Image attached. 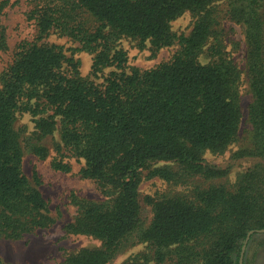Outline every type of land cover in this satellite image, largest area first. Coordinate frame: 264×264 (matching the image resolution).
<instances>
[{
    "label": "trees",
    "instance_id": "trees-1",
    "mask_svg": "<svg viewBox=\"0 0 264 264\" xmlns=\"http://www.w3.org/2000/svg\"><path fill=\"white\" fill-rule=\"evenodd\" d=\"M27 17L36 36L17 44L0 71V240L19 241L56 220L34 172H24L26 151L49 156L45 141L59 133L61 157L84 162L97 200L72 193L77 208L64 230L99 246L70 252L63 264H112L128 249L146 251L122 264H254L264 246V0H32ZM0 0V53L9 49ZM225 6V7H224ZM222 9L223 11H221ZM189 13V34L173 22ZM241 25L249 84V141L232 159L250 163L234 183V164L205 159L239 139L244 118L243 71L231 57L222 18ZM57 34L92 55L88 76ZM123 39L156 53L177 47L151 69L130 66ZM204 58L205 60H202ZM29 115L33 131L19 118ZM53 167L69 171L63 161ZM159 178L189 193L146 196L144 181ZM250 240L243 247L248 235ZM0 264H6L0 259Z\"/></svg>",
    "mask_w": 264,
    "mask_h": 264
},
{
    "label": "rangeland",
    "instance_id": "rangeland-1",
    "mask_svg": "<svg viewBox=\"0 0 264 264\" xmlns=\"http://www.w3.org/2000/svg\"><path fill=\"white\" fill-rule=\"evenodd\" d=\"M33 7L32 0H11V4L5 10L2 17V25L5 27L9 49L0 53V71H2L12 58L13 52L18 43L22 40H33L36 36V27L33 20L28 19L27 13ZM225 7V6H224ZM223 11L222 9H220ZM194 24V18L186 13L175 22L173 30L177 34H189ZM221 27L225 31L228 50L239 68L243 71L241 81L242 108L244 113L239 139L221 155L211 152L205 153V159L212 164L227 167L234 164L235 169L224 179L225 183H234L238 176L250 165L247 160L236 161L232 155L238 150L245 148L249 141V124L247 121V108L250 102L249 84L245 75L247 46L244 30L241 25L222 18ZM50 43H56L64 47L68 58H74L80 63V70L84 76H88L92 68V55L86 52H78L79 46L66 37H59L53 34L49 37ZM121 47L127 50L130 58V66L139 69H151L161 63L169 61L177 47L162 49L154 53L148 45L144 49L138 48L136 42L131 39H123ZM202 60H205L202 58ZM28 127L23 137L26 138L34 128L29 115L19 118L17 127ZM60 142L59 133L49 137L45 141L49 149V156L40 159L26 151L24 154V172L34 182V172L40 178L39 189L50 202V209L55 218V224L49 229H42L33 234L26 235L19 241L0 240V259L6 264H63L66 256L83 247L99 246L100 243L90 237L82 235H68L64 230L67 222L73 221L77 214V208L71 203V194L79 197L97 200L101 198L96 184L81 176V169L84 162L75 157H61L55 148ZM55 161H63L70 166L69 171H60L53 167ZM189 188L167 183L159 178L144 181L140 187L143 204L147 211L150 207L145 204L146 196H158L162 194H186ZM264 234H256L257 239H262ZM145 244H138L117 257L112 264H122L130 257L139 255L146 251ZM254 264H264V246H260L256 252Z\"/></svg>",
    "mask_w": 264,
    "mask_h": 264
},
{
    "label": "water",
    "instance_id": "water-1",
    "mask_svg": "<svg viewBox=\"0 0 264 264\" xmlns=\"http://www.w3.org/2000/svg\"><path fill=\"white\" fill-rule=\"evenodd\" d=\"M251 234H252V233H250V234L248 235V237H247V240H246L245 245H244V247H243V251H245V249H246V245H247L248 241L250 240V236H251ZM258 234H263V231H260Z\"/></svg>",
    "mask_w": 264,
    "mask_h": 264
}]
</instances>
